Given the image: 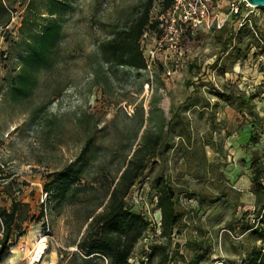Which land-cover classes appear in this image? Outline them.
<instances>
[{
	"label": "rangeland",
	"instance_id": "obj_1",
	"mask_svg": "<svg viewBox=\"0 0 264 264\" xmlns=\"http://www.w3.org/2000/svg\"><path fill=\"white\" fill-rule=\"evenodd\" d=\"M1 1L3 19L11 22L0 28V208L18 204L1 264H107L85 258L78 244L87 217L106 203L145 135L160 136L159 145L126 206L151 226L131 264H158L163 254L167 264H246L253 250L264 251L263 235L240 231L253 222L264 230V219L253 215L257 170L264 186V7L211 0L221 32L199 31L197 39L183 34L138 73L102 63L99 48L147 0H61L59 38L47 60L33 65L26 59L51 18L49 0ZM31 6L37 14L32 33L22 29ZM162 15V0H154L152 20ZM158 40L147 32L144 54ZM243 99L261 121L240 109ZM70 165L84 170L69 198L61 203L51 193L46 199L49 176ZM159 178L172 188L180 215L170 240L161 237Z\"/></svg>",
	"mask_w": 264,
	"mask_h": 264
},
{
	"label": "trees",
	"instance_id": "obj_2",
	"mask_svg": "<svg viewBox=\"0 0 264 264\" xmlns=\"http://www.w3.org/2000/svg\"><path fill=\"white\" fill-rule=\"evenodd\" d=\"M51 10L49 15L51 18L44 20L43 28L40 34L33 37L31 43V51L26 63L29 65L44 63L49 53L55 46L60 35V21L62 19L61 8L64 2L61 0H49ZM154 0H147L142 10L136 18L125 24L122 29L117 30L114 36L106 43H103L99 50L101 51L102 63L109 64L115 68H128L137 71L138 73L148 69L147 61L144 56L142 47V39L147 32L161 35L162 31L159 28L160 20H152L151 10ZM172 0H162L163 14L170 8ZM7 10V6L0 0V28L10 24L11 18L3 19V12ZM27 17L23 20V30L36 25L37 14L34 8L28 7ZM242 12L239 8L237 15ZM254 27V26H252ZM30 28V29H31ZM34 28L30 30L32 33ZM246 30V25H243L240 32ZM249 31V30H248ZM221 32V30L219 31ZM239 32V33H240ZM196 32L193 34L191 30L187 31L191 39L200 38L202 34ZM252 43H256L258 34L252 33ZM195 37V38H193ZM262 37V35H261ZM258 39H261L260 36ZM227 44L224 49L226 51ZM191 70L194 65L189 67ZM23 77L22 83L25 81ZM228 99L231 97L228 96ZM240 109H247L251 115L261 121L259 114L255 111V107L245 99L242 100ZM160 136L143 137V144L139 145L132 153L131 158L121 167V175L118 181L110 187L106 198L102 201L87 217V229L82 242L78 244V248L83 252L87 259H102L106 260L107 264H131L130 259L135 246L145 238L146 232L151 226V222L142 214L130 211L126 206V198L135 183L141 179L148 169L147 157L151 151L159 145L158 139ZM89 146L85 147L83 154ZM84 168L75 170L73 165L67 166L62 170L55 172L49 176L52 182L45 187L47 198L54 193V199L58 202H65L72 193L73 187L81 179ZM261 171L255 173V204L253 207V215L255 219H264V186L260 182ZM158 192L157 208L161 213V237L166 240L172 238L174 229L180 223V215L177 212L175 195L172 188L165 182L163 178H159L155 185ZM46 198V199H47ZM102 211L97 213L99 209ZM18 214V204H12L11 210L0 208V264L3 262L4 254L9 250V241L12 235L14 225ZM241 233L254 232L263 235L262 227L253 222L240 228ZM160 245L157 248H162ZM164 248V247H163ZM168 255L163 254L158 264H167ZM190 264H199L197 260ZM246 264H264V251L261 249L253 250Z\"/></svg>",
	"mask_w": 264,
	"mask_h": 264
},
{
	"label": "built area",
	"instance_id": "obj_3",
	"mask_svg": "<svg viewBox=\"0 0 264 264\" xmlns=\"http://www.w3.org/2000/svg\"><path fill=\"white\" fill-rule=\"evenodd\" d=\"M211 0H172L170 8L159 18V28L162 31L156 47L144 54L148 70L155 64L156 56L167 50V43H176L183 34L191 30L193 34L198 31L212 32L220 30L223 24L210 7ZM249 5L246 0H239V5ZM239 6L235 8L237 13ZM143 47V44H142ZM47 198V194H45Z\"/></svg>",
	"mask_w": 264,
	"mask_h": 264
},
{
	"label": "bare ground",
	"instance_id": "obj_4",
	"mask_svg": "<svg viewBox=\"0 0 264 264\" xmlns=\"http://www.w3.org/2000/svg\"><path fill=\"white\" fill-rule=\"evenodd\" d=\"M37 247H38L39 253H41V256L40 257H42L43 254H45L44 252H45V249L47 247L46 244H45V240L43 239L40 242H38L37 243ZM33 261H36V259H33ZM38 262H39V260H38Z\"/></svg>",
	"mask_w": 264,
	"mask_h": 264
},
{
	"label": "water",
	"instance_id": "obj_5",
	"mask_svg": "<svg viewBox=\"0 0 264 264\" xmlns=\"http://www.w3.org/2000/svg\"><path fill=\"white\" fill-rule=\"evenodd\" d=\"M248 4L257 6V7H264V0H246Z\"/></svg>",
	"mask_w": 264,
	"mask_h": 264
}]
</instances>
